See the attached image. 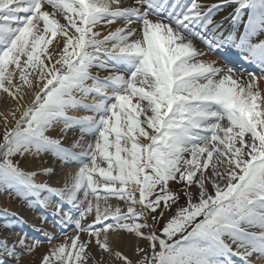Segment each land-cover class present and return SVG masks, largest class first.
<instances>
[{
	"label": "snow or ice",
	"instance_id": "1",
	"mask_svg": "<svg viewBox=\"0 0 264 264\" xmlns=\"http://www.w3.org/2000/svg\"><path fill=\"white\" fill-rule=\"evenodd\" d=\"M225 5L236 6L233 21L248 13L243 35L220 31L214 17ZM118 20L123 26L101 36L98 28ZM257 33H264V0L127 7L121 0H0V92L15 102L4 114L0 191L44 208L53 206L45 193L59 197L52 214L77 230L39 264H236L234 257L264 264V41L253 42ZM196 40L210 51L235 47L261 75L244 79L203 59ZM79 110L92 115H69ZM60 124L64 133L80 129L71 148L50 134ZM49 154L81 164L70 186L38 182L50 167L21 166ZM8 227L0 225V264H27L23 257L41 242L29 243L26 233L10 240ZM123 234L147 247L137 244L129 256L114 247Z\"/></svg>",
	"mask_w": 264,
	"mask_h": 264
},
{
	"label": "bare ground",
	"instance_id": "2",
	"mask_svg": "<svg viewBox=\"0 0 264 264\" xmlns=\"http://www.w3.org/2000/svg\"><path fill=\"white\" fill-rule=\"evenodd\" d=\"M121 1H125V0H121ZM229 10H230V8L225 10L223 13H221V15L226 14L227 12H229ZM57 18L60 19L62 24L65 23V20L61 16H58ZM117 25H120V24H116V26ZM97 30L100 31V28H98ZM106 32H107V30H104L103 34L106 33ZM203 59H206V58H203ZM209 59H211V61L214 60V59L216 60V58H214L212 56H209ZM261 86H264V83H261ZM14 106H15V102L11 99V97H9L6 94L0 92V115L7 114L9 109L13 108ZM72 116H75V115L72 114ZM9 118L10 117L8 116V119ZM1 123L5 127V122L1 121ZM13 123L14 122H11L10 124H13ZM60 128H62V127L60 126ZM58 133H59V130H58ZM75 133H76L75 130H71L69 133H68V131L66 133L60 132L59 136L65 137V140L67 142H69V144H71V143H74L76 140H78L77 139L78 136ZM50 156H52V155H49V156L45 155V156H43L41 158H36V157L29 156L27 159H23L22 164H23L24 167H26V169L33 170V171L39 170V169H41L44 166H46V167L57 166V162L54 161L53 159H51ZM50 159H51V164L47 165L45 162L49 161ZM56 169H57L56 175L53 176V177H50V180H51L50 182L52 184L61 186V184L63 185L65 183L64 181H66V180H70L72 182L73 176L76 173L73 168H71V167L69 169L66 168L63 171V168H62V170H60L61 169V165L60 166L58 165L56 167ZM0 199H1V197H0ZM5 201H7V203H5V207H7V206L8 207H12V209H14L16 211H19V210L22 209V207L20 208L17 205L13 204L12 201H11V198L10 199H6ZM101 203H102V206H103V201ZM109 203L113 204V205L119 204V206L122 209L126 210V205L124 204L123 201H119V200L114 198V199L110 200ZM28 209L30 210L29 207H28ZM24 212H26L25 214H27V210L26 209L24 210ZM30 213H31V210H30ZM5 234H7V233H5ZM81 237H82V239L83 238L84 239L87 238L86 236H83V233L81 234ZM18 238L19 237H16V239H18ZM113 242H114V247H116L119 250H122L123 252H125L129 256H133V258H135L134 255H133V250H134V248L136 247L137 244H139L142 247H147V241H144V240L138 241L134 236H130V235H127V234H123L120 238L114 237L113 238ZM48 251H49V248L43 247V249L41 250L39 256L45 255L46 253H48ZM91 252H92L93 256L96 259H100V251H99L98 248L93 247L91 249ZM43 253H45V254H43ZM23 259L27 262V264H36L35 263V258L32 255L24 256ZM111 259H112L111 257H105L106 261L107 260H111ZM112 264H118V262L115 261V260H112Z\"/></svg>",
	"mask_w": 264,
	"mask_h": 264
},
{
	"label": "rangeland",
	"instance_id": "3",
	"mask_svg": "<svg viewBox=\"0 0 264 264\" xmlns=\"http://www.w3.org/2000/svg\"><path fill=\"white\" fill-rule=\"evenodd\" d=\"M17 115H19V113L17 114ZM9 119H8V127H12V125L13 124H10L11 122H14L15 123V120H13L12 119V117L9 115ZM1 121H4V115H0V140H2V137H3V133H4V129H5V127L3 126V124L1 123ZM10 124V125H9ZM14 126V125H13ZM16 159H21L20 157H16ZM21 161H23V160H21ZM172 187L173 188H179L180 186L178 185V184H175V183H173L172 184ZM0 197L2 198V202L3 203H7L5 200V194H4V192L3 191H0ZM183 202V201H182ZM162 226V225H161ZM147 244H148V242H147ZM50 249H53L52 247L50 248ZM50 251V250H49ZM35 254V257L37 256L36 255V253H34ZM34 254H32V256H34ZM28 256L30 255V253L29 254H27ZM43 256V255H42ZM42 256H40V257H42ZM34 257V258H35ZM105 257H107V256H105ZM38 260H39V256H38V258H36L35 259V263L36 264H39V262H38ZM89 264H91V261H89Z\"/></svg>",
	"mask_w": 264,
	"mask_h": 264
}]
</instances>
